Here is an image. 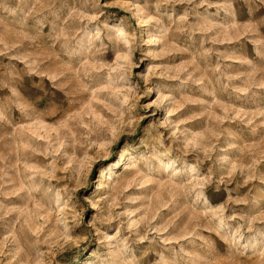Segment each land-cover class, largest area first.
Masks as SVG:
<instances>
[{
	"label": "clouds",
	"instance_id": "clouds-1",
	"mask_svg": "<svg viewBox=\"0 0 264 264\" xmlns=\"http://www.w3.org/2000/svg\"><path fill=\"white\" fill-rule=\"evenodd\" d=\"M0 264H264V0H0Z\"/></svg>",
	"mask_w": 264,
	"mask_h": 264
}]
</instances>
